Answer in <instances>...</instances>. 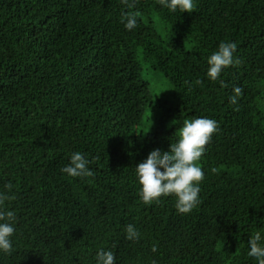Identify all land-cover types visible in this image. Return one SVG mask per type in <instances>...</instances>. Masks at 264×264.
<instances>
[{
	"label": "trees",
	"instance_id": "1",
	"mask_svg": "<svg viewBox=\"0 0 264 264\" xmlns=\"http://www.w3.org/2000/svg\"><path fill=\"white\" fill-rule=\"evenodd\" d=\"M133 2L0 0V193L16 215L0 264H97L101 249L115 264H258L248 252L256 232L264 240V0H194L190 14ZM135 12L129 31L122 18ZM222 42L241 63L212 81ZM143 63L173 96L152 132L130 134L153 102ZM196 118L219 125L197 161L200 203L188 214L174 195L145 204L135 167ZM76 152L92 177L62 171Z\"/></svg>",
	"mask_w": 264,
	"mask_h": 264
},
{
	"label": "clouds",
	"instance_id": "2",
	"mask_svg": "<svg viewBox=\"0 0 264 264\" xmlns=\"http://www.w3.org/2000/svg\"><path fill=\"white\" fill-rule=\"evenodd\" d=\"M158 4L166 7L171 12L177 10L191 13L196 5L194 0H157ZM122 3L129 8H134L135 3L129 0H122ZM139 12L128 13L122 18L126 21L125 27L131 31L137 26ZM237 50L235 42H222L208 60L209 68L207 76L216 81L220 78L224 69L239 65L241 61L235 58ZM188 84V81H185ZM196 84L202 81L197 80ZM224 82L221 81L223 86ZM234 95L231 97L232 104L238 103V97L242 95V89L235 87ZM219 130L217 121L209 118H196L185 120L184 126L179 130V140L171 143L170 151L161 152L155 149L150 152L147 159L135 167L139 183L142 186L140 196L145 204L159 202L161 197L174 195L176 197V209L181 214L190 213L200 203V183L205 179V173L198 166L197 161L206 152V145L211 142L214 133ZM89 160L80 152L71 155L70 163L62 169L71 177H92L94 173L89 170ZM163 169V171H161ZM216 172V169H212ZM11 190V185L7 186ZM14 199L5 193H0V251L11 254L13 244L11 237L15 233L14 223L16 215L13 211L4 209L5 201ZM126 238L130 241H137L140 233L134 225L128 224L125 227ZM250 251L248 255L255 258L258 264H264V240L260 232L250 237ZM152 251H157L153 246ZM97 264H115V255L112 251L101 249L97 253Z\"/></svg>",
	"mask_w": 264,
	"mask_h": 264
},
{
	"label": "rangeland",
	"instance_id": "3",
	"mask_svg": "<svg viewBox=\"0 0 264 264\" xmlns=\"http://www.w3.org/2000/svg\"><path fill=\"white\" fill-rule=\"evenodd\" d=\"M158 28L160 34L163 36V27L159 22ZM143 78L150 86L153 102L152 106L145 112L141 126L135 127L130 134L152 132L160 117V112L157 108L158 102L171 100L173 96L172 86L169 80L162 73L152 71L146 63H143Z\"/></svg>",
	"mask_w": 264,
	"mask_h": 264
}]
</instances>
